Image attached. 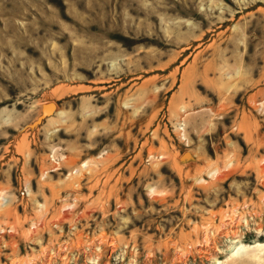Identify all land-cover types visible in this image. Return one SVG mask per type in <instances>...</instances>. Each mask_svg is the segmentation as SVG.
<instances>
[{"label": "rangeland", "instance_id": "374dc122", "mask_svg": "<svg viewBox=\"0 0 264 264\" xmlns=\"http://www.w3.org/2000/svg\"><path fill=\"white\" fill-rule=\"evenodd\" d=\"M0 264H264V0H0Z\"/></svg>", "mask_w": 264, "mask_h": 264}, {"label": "water", "instance_id": "95a60500", "mask_svg": "<svg viewBox=\"0 0 264 264\" xmlns=\"http://www.w3.org/2000/svg\"><path fill=\"white\" fill-rule=\"evenodd\" d=\"M55 104L53 102H47L46 105L42 106L41 114L33 120V123L30 125V128L40 125L42 121L46 120L49 116L53 115L56 112ZM184 156H189L188 152H184L180 158L182 159Z\"/></svg>", "mask_w": 264, "mask_h": 264}, {"label": "bare ground", "instance_id": "6f19581e", "mask_svg": "<svg viewBox=\"0 0 264 264\" xmlns=\"http://www.w3.org/2000/svg\"><path fill=\"white\" fill-rule=\"evenodd\" d=\"M259 246V245H258ZM244 249V248H243Z\"/></svg>", "mask_w": 264, "mask_h": 264}]
</instances>
